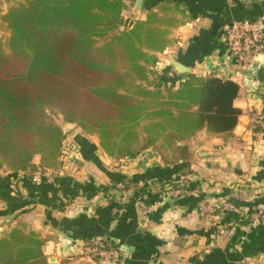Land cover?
<instances>
[{"label": "crops", "instance_id": "1", "mask_svg": "<svg viewBox=\"0 0 264 264\" xmlns=\"http://www.w3.org/2000/svg\"><path fill=\"white\" fill-rule=\"evenodd\" d=\"M134 2L122 11L120 29L150 11L169 28L168 45L152 52L158 62L150 66V79L156 74L177 86L187 73L173 71L175 59L197 75L235 81L236 126L230 133L203 128L181 144L159 139L134 158L115 160L96 133L66 122L71 163L55 171L53 181L35 182L0 163V238L24 224L47 238L42 251L48 264H100L80 249L99 238L118 248L124 264L263 262L264 139L250 129L249 116L262 110L264 52L238 64L223 44L222 24L264 17V0H143L139 10ZM187 183L199 196L165 193ZM225 201L238 212L198 214L206 203Z\"/></svg>", "mask_w": 264, "mask_h": 264}, {"label": "trees", "instance_id": "2", "mask_svg": "<svg viewBox=\"0 0 264 264\" xmlns=\"http://www.w3.org/2000/svg\"><path fill=\"white\" fill-rule=\"evenodd\" d=\"M133 1L25 0L7 10L8 51L0 41L1 164L29 177L38 169L57 171L67 133L55 113L96 133L115 160L134 158L159 139L171 145L203 128L234 129L241 114L235 81L194 72L177 86L156 74L150 79L158 62L152 52L168 45L169 28L150 11L120 29L122 11ZM46 239L24 224L12 227L0 238V264H48Z\"/></svg>", "mask_w": 264, "mask_h": 264}, {"label": "built area", "instance_id": "3", "mask_svg": "<svg viewBox=\"0 0 264 264\" xmlns=\"http://www.w3.org/2000/svg\"><path fill=\"white\" fill-rule=\"evenodd\" d=\"M223 44L233 59L238 64H249L254 58L264 52V17L255 19H228L222 24ZM250 129L256 135L264 139V98L261 111H253L249 116ZM72 146L69 142H62L61 147V166L64 169L71 163ZM55 171L36 170L31 178L35 182L53 181ZM169 196L189 194L199 196L196 188H188L186 185L169 186L165 190ZM223 209L231 212H238L237 206L233 202L225 201L221 204L217 202L206 203L199 210V215L213 213ZM82 253L95 259L100 264H124L123 258L118 250L110 241L106 239H96L85 241L81 244ZM234 264H264L248 257L239 258Z\"/></svg>", "mask_w": 264, "mask_h": 264}, {"label": "rangeland", "instance_id": "4", "mask_svg": "<svg viewBox=\"0 0 264 264\" xmlns=\"http://www.w3.org/2000/svg\"><path fill=\"white\" fill-rule=\"evenodd\" d=\"M24 1L25 0H0V41H1L3 48L6 51H8L7 43H8V38L10 36V29L8 28L7 23L4 20L3 16L11 6L17 5L18 3H21ZM54 119H56V121L60 124L66 123L63 121L59 113L54 114ZM142 136H145V135L142 134ZM157 148L162 149L161 146H157Z\"/></svg>", "mask_w": 264, "mask_h": 264}, {"label": "water", "instance_id": "5", "mask_svg": "<svg viewBox=\"0 0 264 264\" xmlns=\"http://www.w3.org/2000/svg\"><path fill=\"white\" fill-rule=\"evenodd\" d=\"M142 1L143 0H135V2H134V9L135 10H139L141 8ZM171 63H172L173 71L178 73V74L189 73L192 71V68H190L189 66H185L184 64H182L181 62H179L175 59H172ZM66 129H67L66 127H63L64 132H66ZM177 143L181 144L180 141H178Z\"/></svg>", "mask_w": 264, "mask_h": 264}]
</instances>
